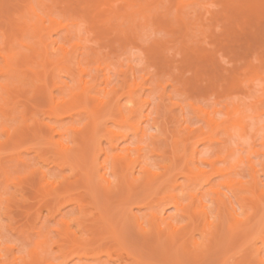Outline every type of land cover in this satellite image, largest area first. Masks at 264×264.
<instances>
[{
	"label": "rangeland",
	"instance_id": "374dc122",
	"mask_svg": "<svg viewBox=\"0 0 264 264\" xmlns=\"http://www.w3.org/2000/svg\"><path fill=\"white\" fill-rule=\"evenodd\" d=\"M93 1L2 0L0 2V68L5 65L1 55L21 56L26 53L28 57L33 55L27 66L33 65L34 67H31L37 70L36 76L38 74L40 76L36 78L33 76L34 72H31L33 70L31 67H29L32 69L30 71L27 66H23L26 74L24 71L21 74L28 76H23L24 81L20 80L21 78L12 81L11 77L4 73L5 71H0V84L12 82L10 85L12 88H9L12 92L11 97L9 91L6 94L0 90V95L7 99L1 110L3 113L0 111V194L4 205L0 226L4 244L11 246L14 254L27 255L36 240L45 237L55 239L57 237H54L57 233L55 230L61 227L60 223L64 218L78 217L75 221L70 220V230L78 231L80 228L81 231L77 233L87 238L91 237L92 232L88 227L96 229L100 225V222L95 223V219L100 209L98 206L104 208V204L100 203L98 197L100 193L97 194V191L98 189L101 193L105 191L99 187V182L95 185L96 198H99L97 206L98 203L91 201L93 198L89 195L85 183L83 175L85 165L77 163L71 167L66 163L59 166L53 160L56 158L58 162L60 159L57 154L55 155V152L59 151L55 149L57 144L53 145V141L59 137L50 131L49 125H61L71 129L82 127L89 120L88 112L82 110L72 117L65 114L62 118H58L50 110L53 102L68 100L71 93L79 91L77 82L79 77L94 86L91 95L101 97L104 95V90H109V98L118 96L120 113L114 111L113 116H107L105 125L120 131L129 129L128 126L117 123L121 114H128L131 108L127 101L129 85L133 82L139 84L134 97L141 100L148 99L149 103L135 112L131 120L140 121L145 135H141V141L137 138L133 139L131 135L130 138L134 145L145 146L143 154L149 164H163L170 161V157L167 156L173 155L172 151H176L175 148L179 143L181 145V142L177 143V141L181 135L183 136L185 125H190L196 132L207 129L205 114L197 109L198 106L208 111L215 109L213 117L218 121H239L244 125L245 130L240 134V130L236 128L237 135L231 139V144L239 148L238 157L244 160L239 171L244 180H250L245 162L246 158L250 157L257 164V168H263L259 171V179L260 185L264 186V81L250 71L256 66L264 76V0H160L158 4L151 3L150 11H146L145 15L135 13L133 20L127 16L113 17L111 12H108L111 7L109 5L124 6L120 0H95L94 3ZM29 2L33 7L29 12H25V5ZM176 2L177 8L181 11L180 18H184L185 24L190 27L186 28L189 29L188 31H183L184 20L181 23V20L175 18ZM136 8L137 6H132L125 10L128 12ZM166 16L168 22L170 21L167 25L164 24L167 20ZM69 17L77 19L76 22H80L79 26L70 27L74 31L69 34L63 29L53 30L49 27L48 39L63 44L68 50L67 67L64 66L65 63L59 65L56 62L57 57L62 54L59 50L50 49L51 55L48 54L51 56L50 59L45 58L44 62H40L39 55L32 54L29 48L35 46L37 41L30 28L31 24L38 21L39 25L47 26L50 25V18L64 23ZM187 21L189 23H186ZM120 29H125L127 33L123 34ZM156 44L160 46L164 44V47L158 49ZM51 61L55 63L52 64ZM77 61H80L81 68L86 69L84 73L79 72ZM56 63L58 66H55ZM87 106L90 110L95 109L97 101L89 99ZM227 110L230 111L229 114L226 113ZM58 111L63 110L58 109ZM145 114L150 115L149 119L143 118ZM5 129L9 130L15 143L8 144ZM72 135L71 130L64 135L65 145L71 146L75 143ZM97 138L99 142L96 141V144L99 143L100 147L108 146L103 136ZM76 140L80 143L79 138ZM128 141L120 143V146ZM187 146L191 145H182L177 149L179 152L182 150V154L184 151L188 152L186 148L190 147ZM196 147L197 151L205 153L216 150L215 145L208 146L207 142H199ZM87 149L84 151L89 161L92 149L91 152ZM171 149L172 153H170ZM181 154L178 155L179 157L176 156L177 160ZM60 155L59 153L58 156ZM104 157L105 154L101 153L98 162ZM201 167L209 169L206 164ZM44 170L49 173L53 181L52 186L43 187L40 175ZM176 174V183H183L185 177L178 171ZM216 181L217 178L213 179V182ZM54 186L58 188L55 193L52 192ZM209 186L206 185L200 191L207 199L211 197ZM152 191L153 189L148 193ZM176 192L180 194V191L176 190ZM148 193V197L154 199L153 193L151 197ZM156 194L155 198L162 195V193L159 195L158 191ZM185 194L186 192L183 194L184 200L187 203L189 198ZM247 194L251 195L250 192ZM147 195L144 197L147 198ZM106 198L108 197L104 199ZM109 198L107 200L110 203ZM115 199L114 197L111 201L114 206L119 201ZM78 201H81V204L83 202L82 212L76 203ZM104 202L106 203L105 200ZM95 204L97 207L94 208ZM118 205L114 208L117 209L114 212L112 208L114 206L110 204L108 210L110 211V208L112 210L111 213L108 212L114 214L113 219L117 222V226L123 227L122 236L128 247L139 249L141 252L148 249L146 241L144 247V241L141 240L137 227H134L135 224L130 219L120 222L123 221L120 214L122 210L119 212L118 208L122 205ZM160 205L165 210V215L174 212L172 207L164 205L163 202ZM250 206H247V212L250 211ZM131 207L132 213L137 216L145 215V218L151 210L158 208ZM243 241H240L242 245L234 243L237 247L234 246L236 248L227 252L231 255L236 251L234 257L229 256L228 261L244 260L246 256L243 258L244 253L252 256L253 249L252 252H247L249 250L247 245L250 243ZM102 242L112 244L110 238L103 239ZM49 245L51 248L54 247L51 249L54 255L58 253L56 251L58 249H55L58 248L57 244L52 245L50 242ZM255 245H261V241L257 240ZM249 246L251 247V244ZM148 247L152 250L150 248L148 252L144 251V255L139 254L145 256L149 250L152 251L149 254L152 255L153 250L157 254L154 246L148 243ZM239 248L243 250L237 253ZM147 254L145 259L154 257V254L149 257ZM217 255L220 256V253ZM214 256L215 260L210 258V262L203 264H220L221 259H216V254ZM231 257H233L232 261ZM104 258L102 256L101 259ZM129 262V259H125L122 264ZM197 262L194 260L193 264H198ZM66 264H80V262L72 256Z\"/></svg>",
	"mask_w": 264,
	"mask_h": 264
},
{
	"label": "bare ground",
	"instance_id": "6f19581e",
	"mask_svg": "<svg viewBox=\"0 0 264 264\" xmlns=\"http://www.w3.org/2000/svg\"><path fill=\"white\" fill-rule=\"evenodd\" d=\"M1 1L2 0H0V2ZM120 1L123 2L125 8L132 6H137V8L126 12L123 5L122 8V6H113L112 4L109 5L111 6L109 9L107 8L108 12H111L110 14L113 17L127 16L130 17L131 20L134 19L133 15L137 12L144 14L146 11H150L151 7H149V5H151V3L154 2L155 4H158L160 2V0ZM94 2L96 1L94 0L93 3ZM261 3L262 2H260V4ZM177 6L178 3L176 2L175 18L179 21L181 20V23L184 20L182 25L184 24L183 31H185L189 25L187 26L185 24L184 18H180L181 16L179 15L181 11ZM31 7H33L31 3H27L25 5V12H29ZM120 7L124 10L120 9ZM166 17L167 20L165 21L164 19L166 22L164 24L167 25L169 19L168 16ZM38 19L42 21L40 16H38ZM49 20L50 25L47 26H43L42 24L39 25L38 21L31 24L30 28L37 37V41L35 46H29L30 51L32 54L39 55L40 62H42L45 58L46 60L50 59L51 56L48 55L50 54V49L59 50L62 54L59 58L57 57L56 62L59 65H61L60 63H65L64 66H66L69 60L68 50L63 44L57 43V41L54 40H48L50 38L49 27H52L53 30L63 29L69 34L71 31H74L70 27L74 25L79 26L80 22H76L77 19L75 20L72 17H69L64 23L57 21L54 18H50ZM186 23L189 22L187 21ZM120 30L123 34L127 33L125 29ZM13 38H15V36ZM156 46L159 49L161 47L163 48L164 44L161 46L156 44ZM1 56L5 61V65L3 68H0V71H5L4 73L11 77L12 81L14 79L19 80L20 78V80H22V78L28 76L24 75L26 72L23 68L27 66L28 61L30 62V60H32L31 58H33V55L28 57L25 53L21 56H17L16 54ZM79 62L80 61H77L76 64L79 65ZM51 63L54 64L55 62L53 63V61H51ZM57 63L55 66H58ZM29 67L28 70L32 68L29 69ZM32 69L34 70V68ZM33 70L31 72H34L35 75L33 74V76L37 78L39 74L36 76L37 70ZM85 70V68H81L79 65L80 73H84ZM23 71L25 73L22 75L21 73H23ZM250 71L256 77H259L264 81V76L260 74L261 72L256 66H253ZM38 73L40 72L38 71ZM77 80L80 88L79 91L71 93L68 100L53 102L50 110L58 118H62L65 114L72 117L77 113L79 114V111L81 112L82 110L86 113L88 112L89 120L82 127H72L71 129L64 128L61 125H49V128L51 129L50 131L59 137L56 141H53V145L57 144L59 149L57 147L55 149L59 151L58 153L55 152V155L57 154L56 156L60 159L57 158L59 161L56 162L57 160H55L56 158L53 156L52 158H54L53 160L55 162L52 161L58 163L59 166L66 163L71 167L77 163L84 164L85 169L83 175L85 183L88 186V193L93 198L91 201H93V203H98V197H100V203H103L104 208L107 209L105 210L103 207L98 206L99 203L97 204L100 209H98L95 223L100 222V225L96 229L88 227L89 230H92L91 237L87 238L83 237V234H78L77 232L79 230L81 231L80 228L78 231L70 230V220L75 221L78 217L71 219L64 218L61 220V227H58L55 230V233H57L54 237H57L55 239H48V237H45L38 241L36 240V243L34 242L36 246L33 245V248L31 247L28 250L27 255L14 254L11 250L12 247L4 244L0 226V264H66L67 260L72 256H74L80 264H114L115 262H117L115 264H122V261L125 259H129L130 261L127 264H163L164 262L168 264H193L194 260L195 262L198 261V264H203L207 261L210 262L211 259L215 260V254L217 256L216 259H221L220 264H227V262L229 264H248V262L249 264H264V186L260 185L261 180L259 179V171L263 170V168H257V164L250 157H247L245 162L249 170L250 180H244L239 171L244 160L237 155L239 148L231 144V139L235 138L237 135L236 128L240 130L241 134V131L245 130L244 125L236 120L218 121L213 117L216 111L215 109L208 111L201 106H198L197 109L205 114L207 129L196 132L190 125H185L183 127L184 134L183 136L181 135L182 139L178 138L177 141V143L181 142V145L179 143L177 148H179V146L182 147V145L185 146L186 144H190L191 146H187L190 148H186L188 149V152L184 151L181 154L182 150L179 152L177 148H175L176 151H172L171 149L170 153L173 152V155L169 154L170 156H167L168 158L170 157L168 163L149 164L143 154L145 146L141 144L134 145L133 140L130 138L131 135L133 139L137 138L138 141H141V135H145V130L141 126L140 121L131 120L135 112L140 110L143 105L149 103L148 99L141 100L140 98L136 99L134 97L139 84L133 82L129 85V89L127 90V101L131 105V108L128 114H121L120 120L117 121L119 125H126L129 129L128 131H120L105 125L107 116H113L114 111H116L117 114L120 113L118 96L115 98L113 96L109 98L110 91L104 90L103 88V97H96L91 95V92L94 91L93 85L89 84L88 81L83 80L81 77ZM106 80L107 78L104 75V81ZM11 83H1V92H8ZM9 92L11 97L12 92ZM16 92L18 91L16 90ZM89 99H95L97 101L95 109L90 110L87 106ZM5 100L7 101L6 97L0 95V111L3 109ZM78 107L80 108L78 109ZM58 109H62L63 111H58ZM229 112V110L226 111L227 114H229ZM149 117V114L143 116L145 120L149 119ZM70 130L75 136V138H73L72 135L73 142L75 143L68 146L63 143V137L65 134H68ZM5 132L7 134L8 144L15 143V139L11 138L9 130L5 129ZM97 136H103L105 138L108 143L106 148L100 147L99 143L96 144V141L99 140ZM52 138L53 137L51 136L50 139L52 140ZM78 138L80 143L76 140ZM126 141L128 142L120 146V143ZM199 142H207L208 146L215 145L216 150L210 153L197 151L196 145ZM85 145L88 149L85 148ZM174 147L176 146L174 145ZM86 149L87 151L92 149V152L90 151L91 158H89V161L86 158L87 153L84 151ZM59 153L61 154L60 156H58ZM101 153L105 154V157L101 162H98V157ZM179 154H181L180 158H178L180 161L176 158ZM217 163H220V165H217ZM204 164L209 166L208 170L201 167V165ZM175 170L185 177L183 183H176L175 178L177 176V171ZM40 177L43 187L46 185H53V181H51V177L47 171L44 170ZM215 178H217V181L213 182V179ZM97 183L99 187H102L103 189H101L105 191L102 192L104 193L103 195L99 192L100 190L98 189V186V191L96 190L95 185H97ZM193 184L196 185L192 186ZM197 185L198 187H196ZM206 185H210L211 197L209 199L200 192ZM56 187L57 186H54L52 188L53 193L58 189ZM150 188L155 192L152 191L148 193L151 190ZM147 189L150 190L148 191ZM185 189L187 191H185ZM176 190L180 191V194L179 192H176ZM96 191L98 192L97 194L100 193L97 198ZM157 191L159 195L161 193L162 195L155 198ZM142 192L146 194H141ZM185 192V195L189 198L187 203H185L183 195ZM247 192H250L251 195H248ZM147 193L149 196L153 193L152 198L154 199L149 198ZM144 195H147V198L144 197ZM105 197H110V203L108 202L109 200H107L108 198L104 199ZM114 197L116 198L115 201L119 200L115 203V206L112 205L113 203L111 202ZM104 200L106 203L108 202L109 205H107ZM80 202L81 201H78L76 203L82 212L84 206L83 202L82 204ZM162 202L164 205L172 207L174 212L165 215V210L163 207H160ZM110 204L111 206H114L112 207L113 211L117 210L114 209L117 207L116 205L123 206V208L120 206L122 209H120V207L118 208L119 212L122 210L120 214L123 221L120 220V222L123 223L125 220L130 219L132 223L135 224L134 227H137L142 238L141 240L144 241V247H146V244H144L145 241L148 249L151 248L148 247V243L151 244V246H154V249L157 252L156 254L153 250L152 255L155 254L154 257L151 258H155L154 260H150L151 258H147L148 260L145 259L148 249H146L147 252L145 256H142L146 250H142L143 252H141L137 248H135L137 250H134V248L131 249L128 247L126 240L122 236L123 227L117 226V222H114L115 220L113 219L115 217L114 214H110L112 209L110 208V211L108 210ZM100 205L102 206V204ZM248 205H251L249 207V212L246 211ZM97 206L95 204L94 208ZM131 206L137 208H158L151 210L148 213V217L145 218V215L137 216L132 213ZM214 209L215 211H213ZM3 215L4 205L0 194V221ZM107 238H110L112 244L102 242L103 239ZM257 240L261 241V245H255ZM238 241H243V243L249 242L251 244V247L249 246L250 244L247 245L249 250L251 248V250H248L247 252H252L253 249V254L251 253L252 256H250V254H243V258L246 255L244 260L241 259L243 262L241 260H238L237 262L233 260L236 251L231 255H228L227 253L237 247L235 244L242 245V243H238ZM50 242H52V245L57 244L58 248L55 247V249H58L56 250L58 253H55L56 251H54L55 255L51 250L54 247L51 248L49 245ZM239 249L240 250H237V253H239L238 251L241 252L243 250L241 248ZM150 250H152V248ZM150 250L149 253L152 252H150ZM139 253L143 254L141 255ZM149 253L147 254L148 257L152 256ZM218 253H220V256L217 255ZM226 255L227 257H225ZM232 255L233 257H231V261L233 260L236 263L228 261L230 258L229 256ZM102 256L105 257L103 260L101 259ZM159 260H163V262H159Z\"/></svg>",
	"mask_w": 264,
	"mask_h": 264
}]
</instances>
